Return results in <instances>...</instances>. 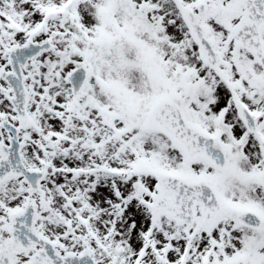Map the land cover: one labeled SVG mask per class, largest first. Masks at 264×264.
Returning a JSON list of instances; mask_svg holds the SVG:
<instances>
[{"label":"snow or ice","instance_id":"6c2138e0","mask_svg":"<svg viewBox=\"0 0 264 264\" xmlns=\"http://www.w3.org/2000/svg\"><path fill=\"white\" fill-rule=\"evenodd\" d=\"M0 264H264V0H0Z\"/></svg>","mask_w":264,"mask_h":264}]
</instances>
